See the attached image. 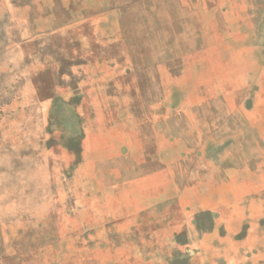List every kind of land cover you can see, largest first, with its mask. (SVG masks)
<instances>
[{"label":"rangeland","instance_id":"rangeland-1","mask_svg":"<svg viewBox=\"0 0 264 264\" xmlns=\"http://www.w3.org/2000/svg\"><path fill=\"white\" fill-rule=\"evenodd\" d=\"M223 2L0 0V264H180L264 222V61Z\"/></svg>","mask_w":264,"mask_h":264},{"label":"crops","instance_id":"crops-1","mask_svg":"<svg viewBox=\"0 0 264 264\" xmlns=\"http://www.w3.org/2000/svg\"><path fill=\"white\" fill-rule=\"evenodd\" d=\"M223 3L225 7L221 9V13L227 12V7L231 4L235 7L230 13L235 14L236 27L242 30L240 37L235 38L242 47V55L236 61H249L251 64L264 61V0H225ZM183 237L185 248L180 264H264V222L248 225L244 240L243 237L238 238L237 244L225 251L208 250L206 242L192 232L184 233ZM188 247L196 248L198 253L191 256L186 252ZM243 252L245 259L231 255L218 256Z\"/></svg>","mask_w":264,"mask_h":264}]
</instances>
